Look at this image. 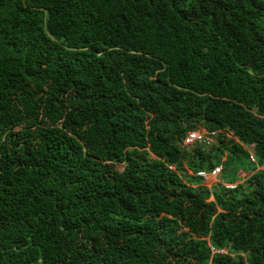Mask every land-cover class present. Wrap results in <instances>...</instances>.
<instances>
[{
    "label": "trees",
    "instance_id": "1",
    "mask_svg": "<svg viewBox=\"0 0 264 264\" xmlns=\"http://www.w3.org/2000/svg\"><path fill=\"white\" fill-rule=\"evenodd\" d=\"M262 167L264 0H0V264H264Z\"/></svg>",
    "mask_w": 264,
    "mask_h": 264
},
{
    "label": "built area",
    "instance_id": "2",
    "mask_svg": "<svg viewBox=\"0 0 264 264\" xmlns=\"http://www.w3.org/2000/svg\"><path fill=\"white\" fill-rule=\"evenodd\" d=\"M219 131H206L204 129H196L189 132L184 138L182 145L185 147H190L194 145H201L204 147H210L215 141ZM251 162H255L253 155L249 156ZM222 172V166H216L210 173L205 171H199L196 173L197 177H201L204 180H207L208 176H212L214 179H217V176ZM236 184H223L227 189H233Z\"/></svg>",
    "mask_w": 264,
    "mask_h": 264
},
{
    "label": "rangeland",
    "instance_id": "3",
    "mask_svg": "<svg viewBox=\"0 0 264 264\" xmlns=\"http://www.w3.org/2000/svg\"><path fill=\"white\" fill-rule=\"evenodd\" d=\"M248 155L251 154L253 155V153L251 152L252 149L250 148H245ZM222 161H225V155L222 158ZM242 168L241 170L244 172H239L238 174H236V170L234 168H229V170H226L224 172V170H222L221 174L217 176V180L212 177V176H208L207 180H205V184L207 187H218L220 185L223 186L224 183H234V184H240L243 181L237 182L236 180H238L240 177L241 179L245 178L246 175V171L247 169L250 167L248 161L245 158V155H242ZM261 170H264V167L261 168ZM224 172V173H223ZM191 172H188V174H190ZM182 177H185V175L183 173H181ZM236 175V176H235ZM191 181L192 183H196L198 181L197 178L195 177H191ZM209 187V188H210Z\"/></svg>",
    "mask_w": 264,
    "mask_h": 264
},
{
    "label": "crops",
    "instance_id": "4",
    "mask_svg": "<svg viewBox=\"0 0 264 264\" xmlns=\"http://www.w3.org/2000/svg\"><path fill=\"white\" fill-rule=\"evenodd\" d=\"M190 174H191V173H190ZM214 180H215V179H214ZM216 180H217V179H216ZM217 181H218V180H217ZM204 182H205V180H204ZM204 182H203V184L206 186V184H205ZM209 187H210V186H209ZM209 187H208V188H209Z\"/></svg>",
    "mask_w": 264,
    "mask_h": 264
}]
</instances>
